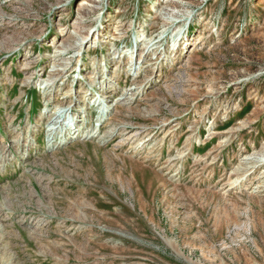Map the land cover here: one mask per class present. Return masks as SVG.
I'll return each mask as SVG.
<instances>
[{
    "label": "rangeland",
    "instance_id": "374dc122",
    "mask_svg": "<svg viewBox=\"0 0 264 264\" xmlns=\"http://www.w3.org/2000/svg\"><path fill=\"white\" fill-rule=\"evenodd\" d=\"M0 264H264V0H0Z\"/></svg>",
    "mask_w": 264,
    "mask_h": 264
},
{
    "label": "bare ground",
    "instance_id": "6f19581e",
    "mask_svg": "<svg viewBox=\"0 0 264 264\" xmlns=\"http://www.w3.org/2000/svg\"><path fill=\"white\" fill-rule=\"evenodd\" d=\"M157 14H158V11H157ZM179 36H181V33H177L176 34V37H177V39H181L182 40V37L180 38ZM180 40V41H181ZM68 93H70V91H67V93L66 94H68ZM56 123H58V120H57V122ZM56 123H53V124H56ZM49 129H50V131L52 132V133H56V130L58 129V128H55L54 127V125H52V126H50V127H48ZM142 133V132H141Z\"/></svg>",
    "mask_w": 264,
    "mask_h": 264
}]
</instances>
